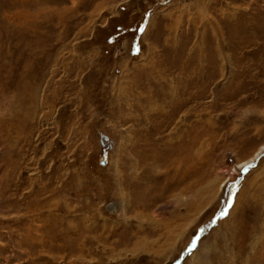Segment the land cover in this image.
Instances as JSON below:
<instances>
[{"label": "rangeland", "instance_id": "374dc122", "mask_svg": "<svg viewBox=\"0 0 264 264\" xmlns=\"http://www.w3.org/2000/svg\"><path fill=\"white\" fill-rule=\"evenodd\" d=\"M0 120L29 152L10 201L0 178V264H264V0H0ZM174 130L179 187L136 148Z\"/></svg>", "mask_w": 264, "mask_h": 264}, {"label": "bare ground", "instance_id": "6f19581e", "mask_svg": "<svg viewBox=\"0 0 264 264\" xmlns=\"http://www.w3.org/2000/svg\"><path fill=\"white\" fill-rule=\"evenodd\" d=\"M35 89H37V88H35ZM35 108V107H34ZM147 108V107H146ZM151 108V107H150ZM36 109V108H35ZM144 110V109H143ZM147 110V109H146ZM11 111V110H10ZM6 112H7V110H6ZM26 112V111H25ZM149 112V111H148ZM157 112L158 113H156V114H160L161 113V109H160V107L159 108H157ZM12 115V114H11ZM30 115V114H29ZM4 116H5V114H4ZM8 116V115H7ZM152 115H150L149 116V114H147V113H145V117H143L146 121H149V118L151 117ZM159 116V115H158ZM36 117V116H35ZM167 117V116H166ZM165 117V118H166ZM19 118V117H18ZM21 118V117H20ZM31 118V117H30ZM15 120V119H14ZM33 120H34V118H33ZM1 121V120H0ZM3 121V120H2ZM18 121V120H17ZM7 123H9V122H7ZM11 123V122H10ZM6 125V124H5ZM34 125H36V124H34ZM166 126V125H165ZM1 127H3V126H1ZM177 127V126H176ZM18 128V127H17ZM33 128V127H32ZM9 129V128H8ZM15 129V128H14ZM21 129H22V127H21ZM25 129V128H24ZM172 130V129H171ZM1 131H3V129H0V144H2L3 145V148H2V154H3V158H4V162H6L5 163V166L3 167V173L0 175L1 177V182L3 183V185H4V187L6 188V191H5V194L7 195V199H5V201H7V200H11L10 199V196L11 195H13V194H11L10 193V190L11 189H14V194H16L21 188H22V186H25V183H26V181H25V179H22V177L20 176V173H21V168H22V164H23V162L27 159V157L29 158V152H27V154H26V152L25 153H23V150H22V147H21V138H19V135L18 136H16V138L15 139H12V137L10 136V135H8L7 133V135H2L1 134ZM6 132H7V130H6ZM25 132V131H24ZM15 133V132H14ZM17 135V134H16ZM27 135H28V133H27ZM178 134H177V131L176 130H174L173 132H170V133H168V135H165L166 136V138L164 137V136H161V137H159V138H148V139H146L145 141H144V143L143 142H139V145H138V147H136L137 148V151L139 152V153H145V154H143V156H144V158H143V160L144 161H147L149 158L150 159H153L154 158V160H156V161H158V163L160 164V167L163 169V171H162V169H159V170H161V172H162V176H164L165 178H166V180H167V178L168 177H174L175 176V180H174V183L172 184V187H179V184H181L182 182H183V180H184V177L185 176H183L182 175V170H181V166H182V163H181V161H179L178 159H167V158H165V156H164V158L162 159V157H161V154H165V155H167L166 153H167V149L169 148V147H171L170 145H172L173 144V139L175 138V136H177ZM26 136V135H25ZM180 136H182V135H180ZM180 136H178V137H180ZM26 138V137H25ZM32 139V138H31ZM178 139V138H177ZM176 140V139H175ZM163 142H165V144H168L169 145V147L168 148H165V149H161L162 151H159L160 150V148L161 147H163V146H161L162 144H163ZM27 143V142H26ZM160 143H161V145H160ZM157 146V149L158 150H153L152 149V147H149V146ZM179 145V144H178ZM25 146V145H24ZM38 150V148H37V146L35 145L34 146V151H37ZM153 150V151H152ZM264 150V147H262V148H260L256 153H255V156L253 157V159L260 153V152H262ZM172 152V151H171ZM169 154V153H168ZM35 154H34V156H30V160H33V161H36V159H35ZM179 158V157H178ZM52 162V161H51ZM119 162V161H118ZM248 162V161H247ZM34 164V163H33ZM147 164V163H146ZM246 163H243V164H241V167L243 166V165H245ZM28 165V164H27ZM117 165V164H116ZM137 162H136V164L135 165H131V167H130V172L126 175L125 174V172H126V168H122L121 166V168H116V174L115 175H117V180L116 181H118V193H119V195H120V198H122L123 200H124V198L126 197V192H125V190H124V188H125V184H127V183H131V181L132 180H134L135 178H138V175H141V173H142V175H143V178H145L146 180L148 179V178H150L149 176H151L152 175V166L151 165H145V167H144V169H142V171L140 172V171H137L136 169H137ZM172 167V170L173 171H171V169L170 168H168V167ZM159 168V167H158ZM187 168V167H186ZM29 169V168H28ZM183 169H185V167L183 168ZM157 170V169H156ZM187 170V169H186ZM41 172V171H40ZM156 172V171H155ZM144 173H146V176H145V174ZM31 174L33 175V176H36L37 175V172H36V169H35V167L33 168V170L31 171ZM185 175V174H184ZM116 177V176H115ZM30 178V177H29ZM34 178V177H33ZM134 178V179H133ZM169 179V178H168ZM34 180H35V178H34ZM32 178H31V183L32 184H34V181ZM145 180V181H146ZM226 180V179H225ZM224 180V181H225ZM36 181V180H35ZM223 181V180H222ZM223 181V182H224ZM30 183V184H31ZM37 184H38V186H41V184H42V181L39 179V181L37 182ZM44 184V183H43ZM144 184V183H143ZM145 184L147 185V182H145ZM45 185V184H44ZM122 185H124V186H122ZM209 187H211V186H213L214 187V185H215V180L212 182H209ZM31 186V185H30ZM46 186V185H45ZM27 188V187H26ZM39 188H41V187H39ZM127 188V187H126ZM53 189V188H52ZM51 189V190H52ZM218 191H219V193L218 194H220V186H219V189H218ZM13 192V191H12ZM8 193H9V195H8ZM23 193V192H22ZM51 193V192H50ZM117 193V194H118ZM31 194H32V191H31ZM35 194V193H34ZM5 195V196H6ZM182 195V194H181ZM54 199V198H53ZM126 199V198H125ZM39 206H43V205H41V202H42V200L40 201L39 200ZM124 202V201H123ZM128 202V201H127ZM207 203H209V201H206L205 202V205L207 204ZM236 203V202H235ZM50 205L52 206V211L53 210H59V212L62 214V218L60 217V216H58V218H57V220H56V218H55V216H53V220L55 221L56 220V225H57V227L56 226H52L53 225V222L54 221H51V219H52V217H50V218H48L49 220V222H50V228H57V230H58V232H59V238H58V240H60V238L62 237V238H66V237H68L67 235V233H69V232H71V234H72V236H73V234H74V232L76 233V234H78L79 233V231H81V229H83V225H80L79 226V224H77V223H75V220L74 219H70V217L68 218V210H69V204H68V202H62L61 204L59 203V202H55V207H54V200H52L51 202H50ZM237 205H238V202L236 203V207H237ZM5 206H6V204H5ZM38 206V207H39ZM59 206H61V208L59 207ZM234 206V207H235ZM59 207V208H58ZM238 208V207H237ZM36 210V209H35ZM51 212V211H50ZM59 212H57V213H59ZM26 213V212H25ZM71 214V213H70ZM230 214H232V213H230ZM35 215V214H34ZM41 216V215H40ZM39 217V216H38ZM6 218V217H5ZM40 218V217H39ZM46 218V219H47ZM68 219V220H67ZM58 220H60V221H58ZM65 220L67 221V223L65 222ZM44 221V220H43ZM42 221V222H43ZM28 222V221H27ZM7 223V222H6ZM28 224V223H27ZM46 224V223H45ZM31 225V224H30ZM77 226H79V229H78V227ZM31 227H32V225H31ZM27 227L26 229L28 230V231H30V233L28 232V234H29V238H27V241L28 240H30V243L31 244H33L34 246H37V245H43L44 244V241H45V239H44V236L43 235H41V234H39L38 232H37V229H39L38 227H36V226H34V227ZM75 228H77L78 230H75ZM72 229H74V231H72ZM185 229V228H184ZM184 229H182V230H184ZM33 231H35V235L33 236L32 234H31V232H33ZM60 231L62 232L63 231V233L64 234H61L60 233ZM51 232H53V231H51ZM185 232V231H184ZM183 232V233H184ZM55 233V232H54ZM182 233V234H183ZM30 235H32V236H30ZM79 235V234H78ZM27 237V236H26ZM75 240H73V242L75 243L74 245H75V249L76 250H78V249H83V247H84V244H85V242L84 241H82V242H78V237H76V238H74ZM32 246V245H31ZM42 247V246H41ZM82 251V250H81ZM28 252V251H27ZM205 261V260H204ZM198 262H199V260H198Z\"/></svg>", "mask_w": 264, "mask_h": 264}, {"label": "water", "instance_id": "95a60500", "mask_svg": "<svg viewBox=\"0 0 264 264\" xmlns=\"http://www.w3.org/2000/svg\"><path fill=\"white\" fill-rule=\"evenodd\" d=\"M264 154V153H263ZM260 155H262V153L260 152L256 157H255V159H257ZM248 167H250V165L249 166H247V168ZM247 168H245V170L247 169ZM221 201H222V198H221ZM213 221H214V219H212V220H210L204 227H203V229H201V231L200 232H202L206 227H208L210 224H212L213 223ZM200 232H199V234H200ZM184 254V253H183ZM175 264H178V262L177 263H175Z\"/></svg>", "mask_w": 264, "mask_h": 264}, {"label": "snow or ice", "instance_id": "6c2138e0", "mask_svg": "<svg viewBox=\"0 0 264 264\" xmlns=\"http://www.w3.org/2000/svg\"><path fill=\"white\" fill-rule=\"evenodd\" d=\"M141 31H143V29H141ZM136 50L138 51L139 50V48H138V46H136ZM228 213H227V210H225L224 212H222L220 215H221V217H224V216H226Z\"/></svg>", "mask_w": 264, "mask_h": 264}]
</instances>
